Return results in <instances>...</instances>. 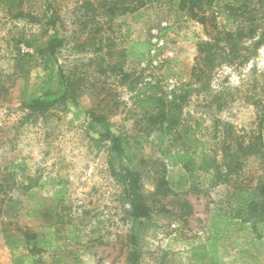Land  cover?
<instances>
[{
    "label": "rangeland",
    "instance_id": "rangeland-1",
    "mask_svg": "<svg viewBox=\"0 0 264 264\" xmlns=\"http://www.w3.org/2000/svg\"><path fill=\"white\" fill-rule=\"evenodd\" d=\"M136 1L0 5V264H126L128 235L138 264H264V223L239 216L232 200L236 186H255L263 173L264 46L239 71L224 66L210 79L192 78L212 24L232 32L249 15L261 19L262 31L264 0H203L195 11L206 26L182 0H150L140 9ZM20 10L38 22L15 18ZM54 15L65 40L56 66L71 79L72 98L32 114L23 102L45 85L56 92L59 76L50 80L41 58L32 71L25 63L14 69V59L37 56ZM181 97L175 129L154 128L151 118ZM140 99L153 103L140 108ZM93 115L114 126L105 131ZM120 132L133 161L113 150ZM259 134L262 153L244 155ZM176 149L219 171L189 179L181 167L159 166ZM226 154L242 159L233 173L222 167ZM127 169L142 174L150 220L125 215L116 174ZM161 177L167 197L155 193Z\"/></svg>",
    "mask_w": 264,
    "mask_h": 264
},
{
    "label": "trees",
    "instance_id": "trees-1",
    "mask_svg": "<svg viewBox=\"0 0 264 264\" xmlns=\"http://www.w3.org/2000/svg\"><path fill=\"white\" fill-rule=\"evenodd\" d=\"M150 0H137V7L140 9L146 5ZM203 0H182L183 5H188L190 15L197 19L202 25L206 26L208 18L204 13H199L195 9ZM17 0H0V5L14 6ZM249 16V15H248ZM246 15H242L244 18L238 22V26L235 31H221L214 23L212 33L210 34L211 40L209 42L201 43L198 46V57L196 64L192 71V78L198 81H203L211 77V74L223 68L234 67L236 71L247 67L250 62H253L257 57L259 51L264 46V30L260 31L258 18H249ZM15 18H29L32 22L37 23V16L26 14L20 10L16 12ZM60 20L56 15L51 16L47 22V27L51 30V35L45 44L36 47V57L29 53L16 57L14 60V69H24V63L28 65L30 71L35 69L40 58L44 60L45 64H49L48 77L50 80L53 78L55 72L59 76L58 90L56 92L49 90V85H45L38 89L41 95H29L23 102L22 106L27 108L32 114H46L51 109L56 108L58 105L63 104L68 98L71 97L70 87L72 86L71 79L64 74V72L56 66V53L63 47L65 42L62 36L61 29L59 27ZM256 70L253 71L255 73ZM184 97H181L179 102L174 103L173 106L165 113L164 110L160 111L156 116L151 118V124L154 128L163 130V126L166 125V130L171 132L177 125V116L175 112L180 104L183 103ZM150 99H140L138 101L141 108L145 104H152ZM95 114V113H93ZM96 122H99L105 131L109 132V129L114 126L113 124H106L104 119L93 115ZM250 143L244 147V155H260L262 153V136L259 134L257 137H253ZM113 150L126 160L133 161V155L131 153L130 143L128 137L124 132H120L119 136L112 139ZM264 147V146H263ZM165 163L159 164L161 167L172 166L181 167L188 175L189 179H193V175L197 172L217 173L219 171V165L216 162H209L206 159H202L199 165L192 162L190 155L183 150L176 149L164 153ZM223 165L227 172H235L242 166V159L239 157H231L228 154L224 155ZM144 161H141L143 163ZM263 173L259 178L257 185L250 186L240 184L234 188L232 194V200L236 203L239 209V216H245L254 222L264 223V166ZM118 183L123 187V200L127 205L125 215L132 221L150 220L153 213L152 205L149 203L143 186L141 183L142 174L139 171L125 170L123 173L116 174ZM215 176L212 177V180ZM167 181L164 177L158 179V185L155 193L161 194L163 197L169 196L172 192L167 186ZM164 211V210H163ZM165 212V211H164ZM127 238H131L127 242L130 243L128 248L132 246V250L128 252L126 264H138L139 253L135 243H131L132 237L128 235ZM253 256V255H251ZM256 259L255 256H253Z\"/></svg>",
    "mask_w": 264,
    "mask_h": 264
}]
</instances>
